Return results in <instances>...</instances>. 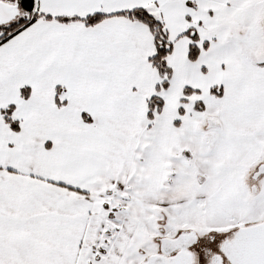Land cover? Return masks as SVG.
I'll return each instance as SVG.
<instances>
[{
    "label": "snow or ice",
    "instance_id": "snow-or-ice-1",
    "mask_svg": "<svg viewBox=\"0 0 264 264\" xmlns=\"http://www.w3.org/2000/svg\"><path fill=\"white\" fill-rule=\"evenodd\" d=\"M0 264H264V0H0Z\"/></svg>",
    "mask_w": 264,
    "mask_h": 264
}]
</instances>
